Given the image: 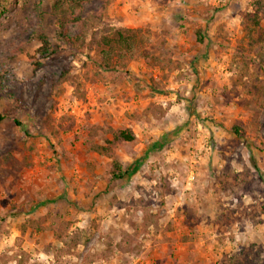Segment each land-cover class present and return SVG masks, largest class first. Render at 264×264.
Masks as SVG:
<instances>
[{
    "label": "rangeland",
    "instance_id": "rangeland-1",
    "mask_svg": "<svg viewBox=\"0 0 264 264\" xmlns=\"http://www.w3.org/2000/svg\"><path fill=\"white\" fill-rule=\"evenodd\" d=\"M254 3L0 0V264H264ZM74 15L140 29L142 54L99 68L59 37ZM40 35L59 49L36 66Z\"/></svg>",
    "mask_w": 264,
    "mask_h": 264
},
{
    "label": "trees",
    "instance_id": "trees-1",
    "mask_svg": "<svg viewBox=\"0 0 264 264\" xmlns=\"http://www.w3.org/2000/svg\"><path fill=\"white\" fill-rule=\"evenodd\" d=\"M64 2L65 0H53V8L55 10L61 9ZM58 23L59 37L79 51L87 52L88 54L94 53L96 64L102 69H109L118 62L137 59L142 54V48L145 45V37L140 34V29L111 27L103 29L100 34L96 31L90 33V20L79 15L60 18ZM70 23L79 24L77 34L72 35L70 33ZM243 26L247 48L257 55L264 74V0H255L254 9L244 16ZM205 35L204 31L200 30L197 41L203 43ZM40 40L42 45L38 48L39 58L34 61L36 66L40 65V59L46 58L59 49L58 46L52 47L45 35H40ZM63 75H65V70ZM101 76V73L95 72L93 79L95 77L99 79ZM255 107L257 111H263L264 96L256 101ZM255 121L258 123V117ZM233 131L241 137L245 135L242 128L237 125L233 126ZM257 134L259 135V130H257ZM113 137L114 141H132L136 136L131 130L116 129L113 131ZM109 172L115 179L130 175L129 168H124L123 163L117 158L113 159Z\"/></svg>",
    "mask_w": 264,
    "mask_h": 264
}]
</instances>
